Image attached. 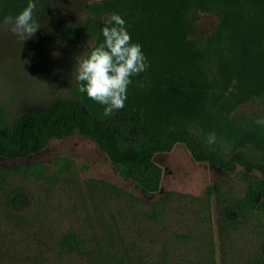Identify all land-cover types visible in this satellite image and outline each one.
Masks as SVG:
<instances>
[{
  "label": "rangeland",
  "instance_id": "rangeland-1",
  "mask_svg": "<svg viewBox=\"0 0 264 264\" xmlns=\"http://www.w3.org/2000/svg\"><path fill=\"white\" fill-rule=\"evenodd\" d=\"M96 1L46 0L40 28L25 41L0 26V110L7 125L27 110L78 99L75 58L95 42H69L60 26L83 21L85 7ZM193 13L192 38L202 40L219 26L217 12ZM6 15L0 11V22ZM215 59L209 63L217 94L224 78ZM232 114L264 116V100L243 102ZM239 151L260 155L250 146ZM155 161L160 189L150 193L121 177L94 140L79 133L53 138L23 158L0 156V264H100L102 249L126 254L128 264H253L262 216L232 208L247 176L257 172L196 162L182 144ZM69 234L80 239L79 249L63 246Z\"/></svg>",
  "mask_w": 264,
  "mask_h": 264
},
{
  "label": "trees",
  "instance_id": "trees-1",
  "mask_svg": "<svg viewBox=\"0 0 264 264\" xmlns=\"http://www.w3.org/2000/svg\"><path fill=\"white\" fill-rule=\"evenodd\" d=\"M34 2L33 18L38 22L46 12V0ZM27 3L0 0V11L15 16ZM192 11L217 12L219 26L202 40L192 38ZM113 13L125 20L148 64L131 77L124 107L107 117L104 105L79 92L77 100L61 99L41 110H27L9 125L0 110V156L23 158L53 138L79 133L94 140L121 177L150 193L160 189L162 175L155 156L176 144L196 162L229 172L237 165L255 171L247 176L245 193L232 209L262 216L252 263L264 264V125L256 123L264 116L232 114L243 102L264 100V0H99L85 7L83 21L60 26L61 35L78 44L93 39V47L98 46ZM211 55L216 56L217 74L224 78L217 94ZM194 130L207 136L214 132L216 142L198 139ZM247 146L260 153L257 159L239 151ZM62 243L74 251L81 241L69 234ZM101 253L100 264H128L124 253Z\"/></svg>",
  "mask_w": 264,
  "mask_h": 264
},
{
  "label": "clouds",
  "instance_id": "clouds-1",
  "mask_svg": "<svg viewBox=\"0 0 264 264\" xmlns=\"http://www.w3.org/2000/svg\"><path fill=\"white\" fill-rule=\"evenodd\" d=\"M36 7L34 0H28L26 7L15 16H4L0 26H8L23 41L31 38L40 28L33 18ZM102 35L103 43L75 58L76 80L79 82L78 91L104 105L103 114L110 117L124 107L131 77L145 71L148 64L141 45L132 42L126 22L119 14H110ZM256 123L264 125V118ZM207 142H216L214 132L208 134Z\"/></svg>",
  "mask_w": 264,
  "mask_h": 264
}]
</instances>
